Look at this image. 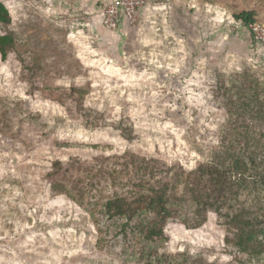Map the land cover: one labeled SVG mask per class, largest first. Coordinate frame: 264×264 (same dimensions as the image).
<instances>
[{
	"label": "rangeland",
	"instance_id": "374dc122",
	"mask_svg": "<svg viewBox=\"0 0 264 264\" xmlns=\"http://www.w3.org/2000/svg\"><path fill=\"white\" fill-rule=\"evenodd\" d=\"M2 1L16 41L0 55V264H137L140 249L160 264H264V253L226 244L224 211L187 227L188 203L155 240L123 238L100 214L126 192L103 180L114 162L193 171L226 141L227 89L258 80L264 99V51L234 17L264 23V0H150L107 43L94 29L110 30L98 18L107 0ZM71 85L84 90L81 106ZM252 186L235 207L252 205Z\"/></svg>",
	"mask_w": 264,
	"mask_h": 264
},
{
	"label": "trees",
	"instance_id": "16d2710c",
	"mask_svg": "<svg viewBox=\"0 0 264 264\" xmlns=\"http://www.w3.org/2000/svg\"><path fill=\"white\" fill-rule=\"evenodd\" d=\"M234 17L245 26L255 21L253 13L246 10L234 14ZM11 21L7 6L0 0L2 59L15 49V35L9 28ZM258 83V80H250L247 86L245 83L240 85L242 92L239 84L227 89L224 99L228 119L223 137L226 141L222 142L220 150H214L207 158L199 160L193 171L185 173L181 170L170 176L174 167H156L153 159H144V164L133 160L114 162L113 168L104 170L103 180L112 186L126 187V192L119 193L116 188L100 209L103 217L116 224L123 238L142 236L155 240L163 237L167 223L179 217L189 203L193 206L194 218L193 223L186 222L187 227L201 225L207 210L213 209L218 214L224 211L230 231V236L224 238L226 244L246 256L264 253V195H259V187L264 186V138H261L264 136V99H259ZM246 88L252 90L249 98L243 93ZM233 89L236 90L230 94L228 91ZM66 91L72 96V101L81 106L84 90L71 85ZM53 165L54 173L59 175V171L61 175L62 164L55 161ZM52 181L56 180L52 178ZM248 184L253 185L250 189L252 205L235 207L231 201L239 200ZM55 185L56 191L65 189L64 184L60 188ZM129 247L131 254L137 252L136 246ZM137 253V264H160L157 258L145 254L143 249Z\"/></svg>",
	"mask_w": 264,
	"mask_h": 264
},
{
	"label": "built area",
	"instance_id": "2783aa9c",
	"mask_svg": "<svg viewBox=\"0 0 264 264\" xmlns=\"http://www.w3.org/2000/svg\"><path fill=\"white\" fill-rule=\"evenodd\" d=\"M150 0H107L100 9L101 24L107 29H116L125 22L126 26H134L138 11ZM255 41L264 51V23L253 21L246 24Z\"/></svg>",
	"mask_w": 264,
	"mask_h": 264
},
{
	"label": "crops",
	"instance_id": "0c3cea01",
	"mask_svg": "<svg viewBox=\"0 0 264 264\" xmlns=\"http://www.w3.org/2000/svg\"><path fill=\"white\" fill-rule=\"evenodd\" d=\"M98 13H100V10L98 11ZM138 13H139V11H138ZM100 15L98 14V18H100L99 17ZM100 20V19H99ZM98 20V21H99ZM127 26H126V24H125V22H123L122 21V24L119 26V27H117L116 29H111V30H106V29H103L101 26H100V23L99 22H97V20L95 21V23H94V29H96L97 31H101L102 30V32H104V34L102 35L101 34V36L99 37L100 38V41L101 42H106L107 43V40H106V37H108V36H110V37H113V35H117L116 33L118 32V30H120V28H121V31L120 32H122L123 30L122 29H125ZM123 33V32H122ZM120 34V33H119ZM113 41V40H112ZM118 41V40H117Z\"/></svg>",
	"mask_w": 264,
	"mask_h": 264
}]
</instances>
